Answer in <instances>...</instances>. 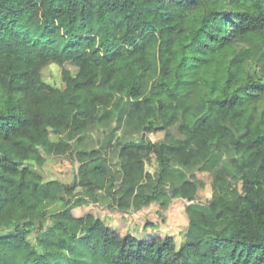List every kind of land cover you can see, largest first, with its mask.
Instances as JSON below:
<instances>
[{
  "label": "trees",
  "instance_id": "trees-1",
  "mask_svg": "<svg viewBox=\"0 0 264 264\" xmlns=\"http://www.w3.org/2000/svg\"><path fill=\"white\" fill-rule=\"evenodd\" d=\"M49 65L62 87L43 80ZM175 124L174 143L113 149L121 199L164 207L192 200L182 167L212 170L228 156L215 176L226 191L186 207L178 248L74 216L78 203L44 225L61 186L33 171L41 152L80 162L72 187L111 189L107 161L82 147L87 127L110 141ZM0 264H264V0H0Z\"/></svg>",
  "mask_w": 264,
  "mask_h": 264
},
{
  "label": "rangeland",
  "instance_id": "rangeland-1",
  "mask_svg": "<svg viewBox=\"0 0 264 264\" xmlns=\"http://www.w3.org/2000/svg\"><path fill=\"white\" fill-rule=\"evenodd\" d=\"M66 68L74 72L72 66H66ZM42 77L46 83L52 86H63L61 68L56 65L45 67L42 71ZM109 132L110 130H104L100 126L89 125L81 137V143L87 154L95 152L94 156L98 155L107 161L114 184L111 189L106 187L91 190L78 185L72 187L74 180L77 179L80 162L69 155V152L60 156L46 155L41 152L44 161L41 165L34 163L32 165L33 171L44 182L57 181L61 186L60 200L46 210L47 220L44 221V225H50L52 214L62 209L65 204L69 203V206H72L78 203L81 205L72 209L74 216L80 217L91 213L122 236L126 234H131L137 238L171 236L178 248L184 240L189 222L186 207L191 203L206 205L215 194H222L223 191H226L224 187L221 189L215 182V176L227 162L228 156L223 153L221 163L212 170L182 167L187 179L192 181L195 186L191 201L185 197H171L170 203L166 207L157 201L147 205H136L132 198L121 199L120 158L113 149L115 143L119 141L140 142L142 140L145 143L167 144L183 139V135L178 130V124L170 127L167 134L160 130L156 132L144 131L142 134L128 137L119 130L110 141ZM50 137L52 140L56 139L53 134ZM145 170L154 180L156 179L158 163L156 156L152 153L149 154L145 162ZM175 185H179V183ZM70 186L71 192L68 191ZM236 187L234 184V188ZM169 188L168 183L164 185V190L168 191ZM149 191L145 189L146 193ZM120 200L121 204L119 205ZM29 238L34 243V234H31Z\"/></svg>",
  "mask_w": 264,
  "mask_h": 264
}]
</instances>
